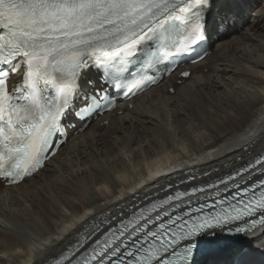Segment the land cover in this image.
<instances>
[{
    "label": "bare ground",
    "instance_id": "obj_1",
    "mask_svg": "<svg viewBox=\"0 0 264 264\" xmlns=\"http://www.w3.org/2000/svg\"><path fill=\"white\" fill-rule=\"evenodd\" d=\"M243 1L246 9L264 2ZM253 17L242 33L229 26L180 85L172 74L72 134L37 174L14 186L0 182V264H46L87 231L86 223L119 220L188 177L186 187L218 176L230 182L223 190L235 186L231 171L264 149V6ZM244 21L242 14L235 25ZM252 237L264 248L263 226L228 251Z\"/></svg>",
    "mask_w": 264,
    "mask_h": 264
},
{
    "label": "snow or ice",
    "instance_id": "obj_2",
    "mask_svg": "<svg viewBox=\"0 0 264 264\" xmlns=\"http://www.w3.org/2000/svg\"><path fill=\"white\" fill-rule=\"evenodd\" d=\"M212 3L0 0V178L16 183L31 175L56 147L57 138L66 135L64 120L72 112L74 100L81 96L84 99L79 111L72 113L78 118L100 107L107 99L106 88L125 86L133 60L159 62L163 58L159 55L161 48H167L177 33L187 44L195 45L206 38L209 26L217 31L226 29L230 23L227 15L209 21L207 10ZM22 66L26 68L25 77L10 88V75L21 71ZM93 67L99 73L100 87L94 86L96 81L89 75ZM145 83L141 77L133 86L139 89ZM50 85L57 93L51 99L44 96ZM85 85L91 86L90 92H84ZM243 171L248 176L241 179L253 182L242 195L247 197L251 191L252 197L241 200V193H231L237 200L236 204L229 202L231 213L195 216L185 211L181 215L177 214L181 210L177 205L176 212L163 211L166 220L156 213L158 231L150 227L143 230L144 225L153 223L147 217L131 231L128 225L117 230L116 239L111 238L116 231L108 229L101 233L103 241L97 237L90 243L89 238L100 227L96 224L86 232L85 239H77L65 250L71 255L62 254L63 264H195L198 255L210 253L217 245V229L232 231L228 225L235 223L234 230L242 232L238 222L249 223L245 217H256L250 221L252 226L264 223V155ZM257 173L260 178L253 179ZM258 190L261 198L254 200ZM171 199L161 201V207ZM236 256V264H247V253L241 250Z\"/></svg>",
    "mask_w": 264,
    "mask_h": 264
},
{
    "label": "rangeland",
    "instance_id": "obj_3",
    "mask_svg": "<svg viewBox=\"0 0 264 264\" xmlns=\"http://www.w3.org/2000/svg\"><path fill=\"white\" fill-rule=\"evenodd\" d=\"M255 6H257V7L252 11V15H251V17H250V20L254 18L253 16L258 12L259 8H261V7L264 6V2H263V3H257ZM256 11H257V12H256ZM243 31H244V29H242V30L239 31L238 33H242ZM204 72H205V73L208 72V68H205V69H204ZM178 85H180V84L178 83ZM65 147H66V146H65ZM203 175H204V174H203Z\"/></svg>",
    "mask_w": 264,
    "mask_h": 264
}]
</instances>
